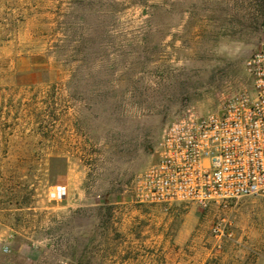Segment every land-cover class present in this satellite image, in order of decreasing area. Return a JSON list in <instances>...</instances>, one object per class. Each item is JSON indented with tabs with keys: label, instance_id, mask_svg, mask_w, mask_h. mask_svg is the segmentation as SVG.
I'll list each match as a JSON object with an SVG mask.
<instances>
[{
	"label": "rangeland",
	"instance_id": "rangeland-1",
	"mask_svg": "<svg viewBox=\"0 0 264 264\" xmlns=\"http://www.w3.org/2000/svg\"><path fill=\"white\" fill-rule=\"evenodd\" d=\"M263 43L264 0H0V264H122L140 246L129 235H191L197 263L264 264V197L135 198L166 125L247 88Z\"/></svg>",
	"mask_w": 264,
	"mask_h": 264
},
{
	"label": "built area",
	"instance_id": "built-area-1",
	"mask_svg": "<svg viewBox=\"0 0 264 264\" xmlns=\"http://www.w3.org/2000/svg\"><path fill=\"white\" fill-rule=\"evenodd\" d=\"M247 88L223 99L210 114L186 107L163 129L156 161L138 177L139 204L206 208L249 196L264 197V43L245 63ZM66 185L49 198L61 201ZM219 240L231 239L224 220L214 224Z\"/></svg>",
	"mask_w": 264,
	"mask_h": 264
},
{
	"label": "crops",
	"instance_id": "crops-1",
	"mask_svg": "<svg viewBox=\"0 0 264 264\" xmlns=\"http://www.w3.org/2000/svg\"><path fill=\"white\" fill-rule=\"evenodd\" d=\"M21 75L29 79H38L42 73L28 70L22 71ZM134 236L140 244L137 255L134 258L120 260L122 264H161L160 256L163 254L169 260V264H203L195 261L198 255L191 254V247L185 250L191 235H129L132 238Z\"/></svg>",
	"mask_w": 264,
	"mask_h": 264
}]
</instances>
